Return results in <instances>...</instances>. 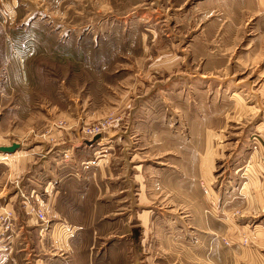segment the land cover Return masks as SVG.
<instances>
[{
	"label": "rangeland",
	"instance_id": "rangeland-1",
	"mask_svg": "<svg viewBox=\"0 0 264 264\" xmlns=\"http://www.w3.org/2000/svg\"><path fill=\"white\" fill-rule=\"evenodd\" d=\"M13 142L0 264L55 210L94 264H264V0H0Z\"/></svg>",
	"mask_w": 264,
	"mask_h": 264
},
{
	"label": "crops",
	"instance_id": "crops-1",
	"mask_svg": "<svg viewBox=\"0 0 264 264\" xmlns=\"http://www.w3.org/2000/svg\"><path fill=\"white\" fill-rule=\"evenodd\" d=\"M26 85L23 87L26 88ZM14 117L10 116V121H15L16 118ZM24 119L25 116H23L22 120ZM48 212L49 211H47V213ZM0 213L2 212L0 211ZM52 216L58 219V221L52 226L49 235L46 237L44 236V238L34 244L35 249H38L40 252L39 263H28L26 261L27 258H25L22 264H94L93 241L90 243L80 242L79 240L76 241L75 235H73V225L69 223L70 221L68 220L70 216L67 217L56 210L52 212ZM26 222L27 221L22 218L19 219L20 230L27 229ZM11 247L12 249L15 248L14 243ZM5 250H10V240L0 245V256L3 255L2 251ZM115 254L117 257L120 255L118 251H116ZM8 256H10L9 253Z\"/></svg>",
	"mask_w": 264,
	"mask_h": 264
},
{
	"label": "water",
	"instance_id": "water-1",
	"mask_svg": "<svg viewBox=\"0 0 264 264\" xmlns=\"http://www.w3.org/2000/svg\"><path fill=\"white\" fill-rule=\"evenodd\" d=\"M20 143L13 142L10 145H0V153H14L20 148Z\"/></svg>",
	"mask_w": 264,
	"mask_h": 264
},
{
	"label": "built area",
	"instance_id": "built-area-1",
	"mask_svg": "<svg viewBox=\"0 0 264 264\" xmlns=\"http://www.w3.org/2000/svg\"><path fill=\"white\" fill-rule=\"evenodd\" d=\"M255 140H259L257 137H255ZM257 148V146H256ZM35 215L37 216L38 219L45 221L47 220V214L44 209L38 208V210L35 211Z\"/></svg>",
	"mask_w": 264,
	"mask_h": 264
}]
</instances>
